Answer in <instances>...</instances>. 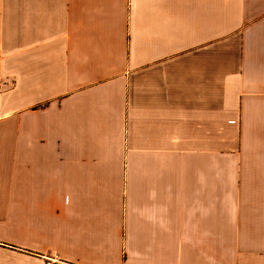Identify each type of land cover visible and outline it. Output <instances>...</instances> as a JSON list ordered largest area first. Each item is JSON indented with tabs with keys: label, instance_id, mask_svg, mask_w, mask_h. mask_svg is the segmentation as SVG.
<instances>
[{
	"label": "crops",
	"instance_id": "obj_1",
	"mask_svg": "<svg viewBox=\"0 0 264 264\" xmlns=\"http://www.w3.org/2000/svg\"><path fill=\"white\" fill-rule=\"evenodd\" d=\"M264 264V0H0V264Z\"/></svg>",
	"mask_w": 264,
	"mask_h": 264
},
{
	"label": "built area",
	"instance_id": "obj_2",
	"mask_svg": "<svg viewBox=\"0 0 264 264\" xmlns=\"http://www.w3.org/2000/svg\"><path fill=\"white\" fill-rule=\"evenodd\" d=\"M46 264H58V262L53 259H47Z\"/></svg>",
	"mask_w": 264,
	"mask_h": 264
}]
</instances>
